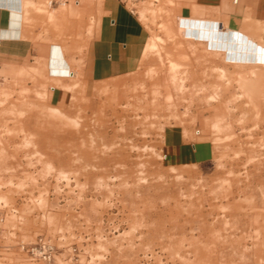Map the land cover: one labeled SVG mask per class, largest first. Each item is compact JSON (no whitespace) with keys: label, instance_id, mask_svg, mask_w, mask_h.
I'll return each instance as SVG.
<instances>
[{"label":"rangeland","instance_id":"1","mask_svg":"<svg viewBox=\"0 0 264 264\" xmlns=\"http://www.w3.org/2000/svg\"><path fill=\"white\" fill-rule=\"evenodd\" d=\"M80 1L85 15L70 14L58 33L70 53L82 52L97 16V0ZM123 1L149 33L133 72L57 107L46 63L0 65V264H33L19 244L40 234L59 248L57 264H264L260 28L215 48L180 29L190 16L176 0ZM215 12L194 7L192 16L218 20ZM227 108L203 134L205 157L165 158L168 132L192 141Z\"/></svg>","mask_w":264,"mask_h":264},{"label":"crops","instance_id":"2","mask_svg":"<svg viewBox=\"0 0 264 264\" xmlns=\"http://www.w3.org/2000/svg\"><path fill=\"white\" fill-rule=\"evenodd\" d=\"M97 1V16L88 41L81 53H70L58 33L68 31L70 14L85 15V6L49 0L52 21L46 29L42 26L41 14L37 13L43 7L41 0H0V65H25L35 60L46 63L49 80L53 83L50 90H46V96L57 107H64L78 96L79 88L82 94L88 95L103 84L102 81L133 72L149 38L145 25L123 0ZM176 3L181 15L190 16L180 18V29H187L195 37L207 38L210 47H231L247 25L253 33L255 27L260 28L264 44V0H176ZM194 7L216 8L219 21L192 16ZM78 65L79 78L73 69ZM70 70L73 76L68 74ZM217 106L211 104L209 109L215 110ZM227 115L228 108L226 112L218 109L207 116L192 141L180 139L174 131L168 132L166 135L171 140L166 146L165 158L178 164L200 161L210 148L203 134H209L207 129L213 121Z\"/></svg>","mask_w":264,"mask_h":264},{"label":"built area","instance_id":"3","mask_svg":"<svg viewBox=\"0 0 264 264\" xmlns=\"http://www.w3.org/2000/svg\"><path fill=\"white\" fill-rule=\"evenodd\" d=\"M51 1H55L60 4L69 3V0ZM3 83L4 75L0 71V86H2ZM19 247L33 264H57V257L60 253L59 248L56 246L54 241L46 235L40 234L33 241L21 242Z\"/></svg>","mask_w":264,"mask_h":264},{"label":"bare ground","instance_id":"4","mask_svg":"<svg viewBox=\"0 0 264 264\" xmlns=\"http://www.w3.org/2000/svg\"><path fill=\"white\" fill-rule=\"evenodd\" d=\"M78 1H79V0H78ZM78 1H77V0H75V1H74V2H75V4H78V3H79ZM256 71L258 72V74H260V73H259V72H260V70H258V69H257ZM221 73H222V74H224V75L226 74V73H225V71H222ZM70 74H71V75H73V74H74V72H73V71H71V73H70ZM241 87H242V88H245V85H241Z\"/></svg>","mask_w":264,"mask_h":264}]
</instances>
